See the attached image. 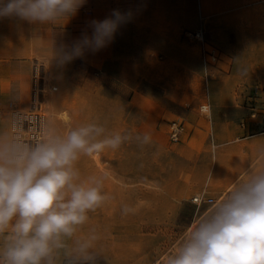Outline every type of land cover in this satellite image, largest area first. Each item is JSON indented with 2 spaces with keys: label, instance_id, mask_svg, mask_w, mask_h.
Masks as SVG:
<instances>
[{
  "label": "rangeland",
  "instance_id": "obj_1",
  "mask_svg": "<svg viewBox=\"0 0 264 264\" xmlns=\"http://www.w3.org/2000/svg\"><path fill=\"white\" fill-rule=\"evenodd\" d=\"M121 1L101 9L102 14L112 8L134 13L108 47L63 69L52 61L50 49L31 54L30 66H44L46 130L63 134L94 122L109 133L151 134L150 145L128 143L77 162L82 178H105L103 188L110 197L89 213L79 234L94 230L102 247L124 264H166L196 223L191 196L202 189L212 195L219 191L208 184L216 153L236 143L256 151L242 167V151L234 153L217 175L221 180L233 171L222 191H231L246 171L264 164V144L257 145L258 136L250 138L264 131V122L252 126V119L243 130L239 126L252 104L264 103V0H135V6L133 0ZM91 19L93 0H87L76 16L75 38ZM201 22L205 46L218 52L214 60L203 53L201 43L184 35ZM31 73L17 99L0 110L6 131L10 112L28 107ZM203 103L210 107L208 114L198 110ZM171 120L186 126L178 142L169 138ZM237 136L247 139L237 142ZM123 205L133 211L122 214Z\"/></svg>",
  "mask_w": 264,
  "mask_h": 264
},
{
  "label": "clouds",
  "instance_id": "obj_2",
  "mask_svg": "<svg viewBox=\"0 0 264 264\" xmlns=\"http://www.w3.org/2000/svg\"><path fill=\"white\" fill-rule=\"evenodd\" d=\"M86 3L0 0V20L65 26ZM133 15L131 9L116 8L102 20H89L78 38L55 46L52 61L63 69L105 49ZM151 142L149 132L109 133L94 122L63 134L45 130L44 139L32 142L12 131L0 132V264H100L95 231L80 235L79 230L110 197L105 178H82L77 162L128 143L144 147ZM121 211L127 215L133 209L123 205ZM166 264H264V164L246 171L223 201L213 202Z\"/></svg>",
  "mask_w": 264,
  "mask_h": 264
},
{
  "label": "crops",
  "instance_id": "obj_3",
  "mask_svg": "<svg viewBox=\"0 0 264 264\" xmlns=\"http://www.w3.org/2000/svg\"><path fill=\"white\" fill-rule=\"evenodd\" d=\"M113 1L114 0H93V19L102 20L108 16L109 13L102 14L101 9L104 6H114L115 3ZM165 1L171 2V0ZM120 4L126 5L128 3H126V0H122ZM132 4L134 6L138 5L135 0H133ZM77 26L78 23H76V17L71 19L65 26L64 22L53 25L37 26L29 25L27 23H17L16 21L8 19L0 20V110L6 103L14 102L21 94L23 83L26 82L25 76L28 72L31 73L32 70L29 56L35 53L48 52L50 49L54 50L55 46H58L61 43H71L77 34ZM252 105L264 107V103H255ZM249 110L250 108H248V116L245 118L246 124L249 123V120L250 122L253 121L249 118ZM241 121H243V119L239 121V124ZM253 123L255 122L250 124L254 126ZM259 123L260 122H257L255 124ZM243 128L244 127H241L242 130ZM255 130H258V128H255ZM4 131H6V127L2 126L0 120V132ZM208 136L209 139H212L213 137L211 132ZM256 136H258L261 140L257 145H260V142L264 144V131H259L258 133L250 136V138ZM237 139L238 142L247 138L245 136L243 138L237 136ZM211 146L216 147V144H214V146L211 144ZM247 148L248 147L243 146L241 143H236V145L225 146L224 148H221L218 153H216L218 157L214 162L208 184H215L214 187L219 190L217 194L221 193L223 190L222 188L229 183L233 171L227 178L221 180H217V175H219V172L223 171L226 166L230 165L235 152L239 153L242 151L241 154H239L241 158L239 164L240 167L248 164L249 159L253 156L252 152L256 153V151H253L254 149ZM103 244L104 243L99 239L95 242L96 249L101 255L100 264H124V261L118 260L117 256L111 254L107 248H103Z\"/></svg>",
  "mask_w": 264,
  "mask_h": 264
},
{
  "label": "built area",
  "instance_id": "obj_4",
  "mask_svg": "<svg viewBox=\"0 0 264 264\" xmlns=\"http://www.w3.org/2000/svg\"><path fill=\"white\" fill-rule=\"evenodd\" d=\"M185 37L189 41H196L201 43L203 53L212 60L216 59L218 52L213 47L205 46V29L201 22L195 29L184 32ZM44 66L35 62L32 70V78L30 84L29 103L26 110L13 109L9 115V131L18 133L25 141L32 142L34 139H44V132L46 130V114L43 101L47 95L44 91L45 77L43 76ZM55 90V87H51ZM264 101V91H263ZM204 109H207L206 111ZM198 110L202 114H208L210 107L207 103L200 104ZM249 118L253 119L255 123L264 122V107H257L251 105L249 110ZM245 127V121L239 124ZM186 131L185 123L178 120H171L168 125L169 138L173 142H178ZM214 146V144H213ZM231 191L225 190L217 195H212L206 189H202L194 193L190 200L197 208L196 222L207 215L212 207L213 202L219 203L223 201Z\"/></svg>",
  "mask_w": 264,
  "mask_h": 264
},
{
  "label": "bare ground",
  "instance_id": "obj_5",
  "mask_svg": "<svg viewBox=\"0 0 264 264\" xmlns=\"http://www.w3.org/2000/svg\"><path fill=\"white\" fill-rule=\"evenodd\" d=\"M43 76H44V72H43ZM43 88H44V91H46V89H45V83H44V86H43ZM46 93H47V91H46Z\"/></svg>",
  "mask_w": 264,
  "mask_h": 264
}]
</instances>
